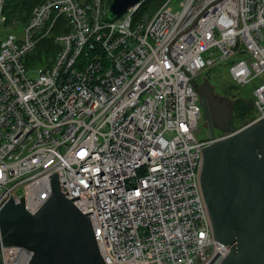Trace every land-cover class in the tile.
I'll return each instance as SVG.
<instances>
[{
  "label": "built area",
  "instance_id": "obj_1",
  "mask_svg": "<svg viewBox=\"0 0 264 264\" xmlns=\"http://www.w3.org/2000/svg\"><path fill=\"white\" fill-rule=\"evenodd\" d=\"M0 0V213L25 197L34 214L60 190L88 215L106 264H221L201 174L203 149L264 119V0H180L107 20L105 0H41L18 32ZM55 36L43 66L24 57ZM227 64L259 115L199 137L192 82ZM37 72L36 78L29 77ZM205 77V76H204ZM22 191L21 193H19ZM33 252L3 247L2 264Z\"/></svg>",
  "mask_w": 264,
  "mask_h": 264
},
{
  "label": "water",
  "instance_id": "obj_2",
  "mask_svg": "<svg viewBox=\"0 0 264 264\" xmlns=\"http://www.w3.org/2000/svg\"><path fill=\"white\" fill-rule=\"evenodd\" d=\"M144 0H113L108 19L117 20ZM204 119L212 137L232 131L235 101L218 98L207 78L194 80ZM211 113V115H210ZM201 174L213 234L229 245L221 264H264V119L203 149ZM52 194L32 214L25 197L16 204L11 196L0 213V252L19 246L33 252L29 264H106L88 215L60 190L58 172L50 176ZM0 264H2L0 259Z\"/></svg>",
  "mask_w": 264,
  "mask_h": 264
},
{
  "label": "rangeland",
  "instance_id": "obj_3",
  "mask_svg": "<svg viewBox=\"0 0 264 264\" xmlns=\"http://www.w3.org/2000/svg\"><path fill=\"white\" fill-rule=\"evenodd\" d=\"M180 0H174L171 2V7L174 12H177L180 10L179 7ZM23 24L21 27H16L14 21L9 22L5 26V31H13V32H18L23 29ZM2 30H3V24H0V39L3 37L2 35ZM229 67L227 64H221L219 66H216L213 69H210L206 72H204L203 76L198 79L200 82L201 79L207 78L210 83L215 86L216 92L221 95V96H227L231 100H234L235 102H241L240 107H237V114L238 117L241 115L240 119H243L240 122H236V125L234 126V129L240 128L241 126L247 124L252 117L258 116V110L256 109H251L249 105V100L252 98L253 95V90L255 88V85L253 83H250L246 85L245 87H241L237 85L230 77L229 75ZM29 77L31 78H36L37 77V72H30ZM202 121L200 122V125L198 127L199 131V137H204L205 134L207 133L208 129L202 126ZM220 132L217 133L219 135ZM20 191L19 193H21Z\"/></svg>",
  "mask_w": 264,
  "mask_h": 264
},
{
  "label": "trees",
  "instance_id": "obj_4",
  "mask_svg": "<svg viewBox=\"0 0 264 264\" xmlns=\"http://www.w3.org/2000/svg\"><path fill=\"white\" fill-rule=\"evenodd\" d=\"M105 1L107 9H109L113 0ZM165 1L166 0H144L139 10L135 13V19L141 20L147 15L152 16ZM40 2L41 0H9L5 6V13L10 22L14 21L16 27H21L23 24L27 23L33 8ZM106 18L109 20L108 13ZM58 49L59 45L55 42V36L45 38L33 52L24 57L23 61L29 67L43 66L49 62Z\"/></svg>",
  "mask_w": 264,
  "mask_h": 264
},
{
  "label": "flooded vegetation",
  "instance_id": "obj_5",
  "mask_svg": "<svg viewBox=\"0 0 264 264\" xmlns=\"http://www.w3.org/2000/svg\"><path fill=\"white\" fill-rule=\"evenodd\" d=\"M216 95L218 96V98H219V96L220 97H223V96H221V95H219L217 92H216ZM234 101V100H233ZM240 105H241V102H238V101H236L235 103H234V107H233V118H232V129H234V126L236 125V122H240V121H242L243 119H240L241 117H243V116H239L238 117V115L239 114H237V107H240ZM247 105H249L250 106V108L251 109H254V105L250 102V103H248ZM210 115H211V113H210ZM202 126L203 127H205V126H211V122L210 121H207V120H205L204 119V114H203V111H202ZM208 131H209V129H208ZM210 132V131H209ZM219 131L218 130H215L214 131V133H215V135L217 136V133H218Z\"/></svg>",
  "mask_w": 264,
  "mask_h": 264
}]
</instances>
